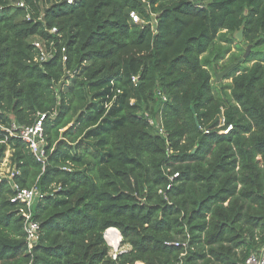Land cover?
Returning <instances> with one entry per match:
<instances>
[{"label": "trees", "instance_id": "trees-1", "mask_svg": "<svg viewBox=\"0 0 264 264\" xmlns=\"http://www.w3.org/2000/svg\"><path fill=\"white\" fill-rule=\"evenodd\" d=\"M15 1L0 0V116L44 115L46 145L40 162L0 130L13 169L0 178V264H242L264 245V0H23L30 19ZM240 29L253 49L213 84L218 40ZM33 39L55 55L40 62ZM105 83L120 90L117 119L85 131ZM15 185L44 193L30 250ZM108 228L128 247L115 259Z\"/></svg>", "mask_w": 264, "mask_h": 264}, {"label": "built area", "instance_id": "built-area-1", "mask_svg": "<svg viewBox=\"0 0 264 264\" xmlns=\"http://www.w3.org/2000/svg\"><path fill=\"white\" fill-rule=\"evenodd\" d=\"M73 1L74 0H66L67 4H72ZM14 4L17 5L18 7L23 8L26 11L27 19L31 18L29 6L27 3H25L23 0H16ZM129 17L132 22H134L135 24H139L141 27H143L146 24V22L135 11H131L129 13ZM56 32L57 30L55 27L49 30V33L51 34ZM32 44L34 48L38 51V55H39L38 58L40 62H46L55 55V48L52 41L49 43H44L40 39H33ZM61 52L63 54L62 59L65 60L66 59V56L64 55L65 49L62 48ZM162 99L165 100L166 98L163 96ZM43 117L44 115H41L40 118L30 126H21L16 124L15 122H11V124L8 126L6 125L4 127H0V130H3L11 135L20 138L27 145L28 149L32 152L35 158L40 162H44L45 160L44 147L46 145V142L42 128ZM219 125L220 126L224 125V119L222 117L220 118ZM229 129H231V125L227 126V128L221 132L226 133ZM160 131L162 133L163 131L162 128ZM204 132H208V131L204 130ZM177 175L178 173H175L173 177ZM43 197H44V193H42L41 190L36 185H33L30 188H19L18 186L15 185L14 194L10 198V201L12 203H17L20 205L19 212L23 217V231L25 233L28 250L32 249L34 244L38 240L40 226L39 223L33 219V209L35 205ZM121 240L122 237L120 235V239L118 241L117 246H113L109 240L105 239L106 243L110 247L109 254L113 259H115L120 253L126 251L120 249L119 243H121ZM166 244L185 246V243H179V242H171V243L166 242ZM242 264H264V245L251 251L246 256Z\"/></svg>", "mask_w": 264, "mask_h": 264}, {"label": "rangeland", "instance_id": "rangeland-1", "mask_svg": "<svg viewBox=\"0 0 264 264\" xmlns=\"http://www.w3.org/2000/svg\"><path fill=\"white\" fill-rule=\"evenodd\" d=\"M238 32L239 30L232 34H229L227 36L229 40L227 41L218 40L217 47L227 45L228 49L227 51L219 55L220 57L215 61L213 68H209L212 74L211 81L213 84H217L219 82L226 84L230 82V78L225 79L224 77L217 81L214 76L215 72L222 71L226 66L231 64L230 62L234 58H239V59L242 58L244 52L246 51L248 47H249L248 54H250V52L253 49L251 44L244 42L243 37L241 38V40L237 38ZM220 51L221 50H219L218 53H220ZM253 62L254 61H247L246 63H242V65L250 66ZM69 83H70V77L68 80H65L63 87L66 88ZM94 92H96L94 100L96 101V107L98 109L99 115H98V118H96V121L94 122L92 126H89V125L85 126L84 128L85 131L95 126L96 124H99L101 126L111 125L112 123H114V120L117 119V113L115 112V110L119 103L120 90L112 83H105V84H102L94 88ZM157 94L158 96H161L159 92H157ZM161 97L163 98V96ZM145 116H148L150 123L157 130V132L161 133L160 131L161 123H160V116L158 112L155 110V112L152 115H149L146 113ZM5 121L6 120H4L2 116H0V127L6 126L7 123ZM72 154H73V151L66 148L64 150L63 159H65L67 162H70L69 158L72 156ZM9 155L10 153L9 151H7L5 153V157L3 158L2 162H0V178H9L11 172L13 171V169L10 166ZM119 246L121 250L128 249L127 246L121 245V243H119Z\"/></svg>", "mask_w": 264, "mask_h": 264}, {"label": "water", "instance_id": "water-1", "mask_svg": "<svg viewBox=\"0 0 264 264\" xmlns=\"http://www.w3.org/2000/svg\"><path fill=\"white\" fill-rule=\"evenodd\" d=\"M237 38L239 40H241V38H242V30L241 29L238 32ZM248 53H249V47L244 52L242 58L238 59V62H233L230 65L226 66L222 71L215 72V79L218 81L221 78H223L230 70H232L234 67H236V65L238 63H240L243 59H245Z\"/></svg>", "mask_w": 264, "mask_h": 264}, {"label": "bare ground", "instance_id": "bare-ground-1", "mask_svg": "<svg viewBox=\"0 0 264 264\" xmlns=\"http://www.w3.org/2000/svg\"><path fill=\"white\" fill-rule=\"evenodd\" d=\"M104 236L105 239L109 240L113 246H116V244H118V241L120 239V235L115 228L107 229Z\"/></svg>", "mask_w": 264, "mask_h": 264}, {"label": "crops", "instance_id": "crops-1", "mask_svg": "<svg viewBox=\"0 0 264 264\" xmlns=\"http://www.w3.org/2000/svg\"><path fill=\"white\" fill-rule=\"evenodd\" d=\"M135 264H143L142 262H136Z\"/></svg>", "mask_w": 264, "mask_h": 264}]
</instances>
